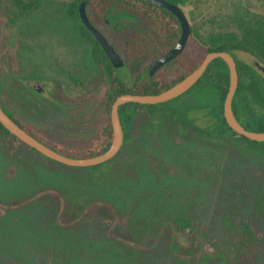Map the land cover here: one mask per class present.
<instances>
[{
    "label": "trees",
    "instance_id": "1",
    "mask_svg": "<svg viewBox=\"0 0 264 264\" xmlns=\"http://www.w3.org/2000/svg\"><path fill=\"white\" fill-rule=\"evenodd\" d=\"M122 1L130 0H120V4L116 0H91L90 18L96 24H104V11L111 9L109 12L116 16V12L122 13V9L128 7L122 5ZM136 1L138 22L147 24L148 30L157 39L166 40L169 45L174 43L179 35V26L172 13L147 0ZM175 2L185 5L187 0ZM166 13L174 21L166 18ZM236 24L235 29L219 30L216 33L207 31L204 34L192 25V34L181 54L183 72L179 79L198 67L211 51H228L233 55L234 50H242L253 55L264 66V14L240 15ZM235 60L238 86L232 100L234 114L246 129L264 131V77L254 64L236 57ZM229 80L227 63L217 57L208 64L184 99L175 98L156 104L127 102L120 105L119 115L124 130L121 150L132 143L130 136L135 118L140 112H145L148 117L159 116L169 130L180 135L178 139L184 137L207 145L214 157L218 153L222 154L217 153V149L225 150L223 156L233 158L240 154L248 157L263 156L264 141L252 140L236 132L226 122L223 103ZM116 86L115 90L103 92L100 102L95 105L98 109H93L94 114L88 113L86 126L98 125L94 132L88 129L91 134L82 138L88 140L90 137L91 146L86 151L88 156L104 152L112 142L111 108L118 95L157 93L170 84L159 90L129 89L122 81ZM199 109H205L213 117L212 125L200 126L190 116L192 110ZM14 120L46 144L35 129L23 126L16 118ZM0 142L17 159L20 157L17 144L39 152L12 134L1 122ZM50 147L57 150L56 147ZM190 150L191 156L185 161H179L182 171H186V176H183L185 180L179 185L192 187L191 198L184 196L181 193L183 189L179 187L171 189V184L178 181H167L166 175L171 173L173 163L179 159H169L172 165L163 166L161 163L165 158L159 155L156 162L151 159L146 169L140 167L144 183L149 184L142 195L144 203H147L142 207L136 204L125 212L114 202L91 200L80 214L71 209L64 211V214L60 212L64 219H55L58 225L79 233L74 246L68 250L71 257L75 258L79 249L86 244L85 240L90 239L91 246H100L102 252L114 260L116 258L118 264H264V202H261L257 190L253 188L254 184L248 180V177L251 178L247 175L249 170H236L226 163L223 169H219L215 163L214 168H211L210 162L205 169L200 148ZM123 155V163L115 167V170L128 172L135 170L137 162L150 156V152L143 156L137 152L131 156ZM211 158L210 155L208 159ZM49 195L60 197L53 192ZM56 251L51 258H56Z\"/></svg>",
    "mask_w": 264,
    "mask_h": 264
},
{
    "label": "rangeland",
    "instance_id": "2",
    "mask_svg": "<svg viewBox=\"0 0 264 264\" xmlns=\"http://www.w3.org/2000/svg\"><path fill=\"white\" fill-rule=\"evenodd\" d=\"M185 7L191 25L196 26L202 34L237 28L236 20L240 15L264 14V0H189ZM233 55L249 64L257 61L253 55L242 50H234ZM91 61L89 55V72ZM92 88V85H88L87 93ZM101 95H88L87 110L84 112L79 107L74 109L69 104L71 100H64L56 92L48 91L39 104L38 112L19 108L14 115L19 118L25 116L29 120L25 123L32 125L46 144L56 147L58 152L72 157H89L86 151L91 146L90 137L88 140L82 138L89 136L90 131L94 132L98 126L93 124L94 127H87L85 124L88 113H95L93 109L97 108L95 105L100 102ZM190 116L200 126H210L214 120L205 109L192 110ZM80 122H84L83 128L77 126ZM178 136L163 124L159 116L148 117L145 112H140L131 130L132 143L126 145L124 150L120 149L112 158L88 166L57 162L23 144H17L20 155L17 159L0 142V264H118L117 259L104 254L100 246H91L90 239L85 240L86 244L72 258L68 250L74 246L79 233L63 229V225H58L55 219H64L61 215L69 209L82 213L86 203L91 200L114 202L125 212L136 204L142 207L147 203H144L143 196L149 184L144 183L140 167L146 169L151 159L156 162L159 155L165 158L161 163L163 166L171 164L169 159H179L176 164L173 163L171 173L166 177L168 182L178 181L171 184V189H183L181 193L188 198H191L192 187L179 185L186 176L179 161L191 156L190 149L200 148L205 169L209 162L211 168H214V163L219 169H223L225 163L236 170L247 168V175L251 177L248 180L254 184L253 188L264 202V155L248 157L240 154L233 158L223 156L225 150L217 149L216 152L222 154L214 157L207 145L184 137L178 139ZM134 152L142 156L150 152V156L137 162L133 171L115 170L123 163V153L131 156ZM210 155L212 158L208 159ZM227 157L229 160H224ZM50 192L60 197L50 196ZM56 249L55 260L48 263L49 256Z\"/></svg>",
    "mask_w": 264,
    "mask_h": 264
},
{
    "label": "flooded vegetation",
    "instance_id": "3",
    "mask_svg": "<svg viewBox=\"0 0 264 264\" xmlns=\"http://www.w3.org/2000/svg\"><path fill=\"white\" fill-rule=\"evenodd\" d=\"M167 1L179 5L187 15L184 4ZM80 2L0 0V105L23 126L34 128L25 123L29 121L25 116H15V110L22 108L38 112L48 91L71 100L69 104L74 109L79 107L86 112L88 95L117 89L119 81L126 83L129 89L159 90L182 79H179L183 72L182 53L151 71L152 62L166 53L181 35L180 22L172 12L168 10L177 21L179 35L169 45L166 40L152 35L147 24L138 22L136 0L122 1V5L128 7L122 9V13L116 12V16L109 12L111 9L104 11V24L92 21L89 15L92 3L87 0L86 13L91 22L105 34L121 57L117 65L89 31L81 14ZM116 3L120 4V0ZM165 16L174 21L167 13ZM89 55L92 58L90 72ZM122 68L126 70L121 71ZM257 69L264 77V71ZM88 85L93 88L87 93ZM189 89L173 99H184ZM77 126L83 128L84 122ZM51 255L54 256V252ZM51 255L49 263H53Z\"/></svg>",
    "mask_w": 264,
    "mask_h": 264
},
{
    "label": "water",
    "instance_id": "4",
    "mask_svg": "<svg viewBox=\"0 0 264 264\" xmlns=\"http://www.w3.org/2000/svg\"><path fill=\"white\" fill-rule=\"evenodd\" d=\"M86 1L81 0L80 9L84 22L87 24L89 31L96 37L101 43L106 53L112 59L115 64H120L121 57L115 50L112 44L108 41L107 37L101 32L90 20L86 13ZM157 5L164 7L172 12L180 22L181 35L177 42L163 55L155 59L151 64V71L161 67L164 63L168 62L172 58H175L183 52L188 39L192 33L191 23L186 15V12L174 3L167 0H147ZM221 57L225 60L230 71L229 88L227 95L223 103L224 117L228 125L236 132L247 136L248 138L256 141H264V131L249 130L246 129L236 118L233 108L232 100L236 88L238 86V71L237 63L234 56L228 51H211L209 52L198 67L184 76L181 80L158 93L138 94V93H122L118 95L112 104L111 108V123L113 128V139L107 150L102 153L89 156V157H72L64 155L57 150L51 148L44 142L40 141L26 129H24L19 123L11 118L0 105V122L19 139L38 150L45 156L52 158L58 162H62L72 166H88L104 162L112 158L122 147L124 141L123 125L119 115V106L127 102H137L143 104H156L163 103L173 99L174 97L184 93L189 87H191L203 74L208 64L215 58ZM255 67L264 71L258 61L253 63Z\"/></svg>",
    "mask_w": 264,
    "mask_h": 264
}]
</instances>
